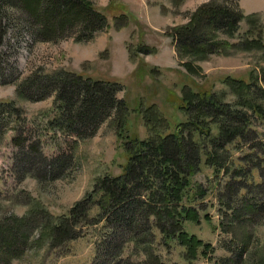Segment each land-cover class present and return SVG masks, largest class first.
I'll return each mask as SVG.
<instances>
[{
  "label": "rangeland",
  "instance_id": "374dc122",
  "mask_svg": "<svg viewBox=\"0 0 264 264\" xmlns=\"http://www.w3.org/2000/svg\"><path fill=\"white\" fill-rule=\"evenodd\" d=\"M86 1L104 14L108 23L88 42L68 38L34 43L15 31L8 32L0 42L2 73L19 72L17 84L33 74L72 73L116 83L120 86L117 98L126 107L102 123L93 137L80 141L49 129L57 114L54 96L31 102L19 94L17 84L0 86V102H12L21 109L20 119L25 123H20L26 137L39 145L43 157L51 160L71 155L73 159L59 178L21 177L30 170L40 171L42 164L32 158L22 163L21 152L12 144L19 124L14 118L8 120L9 130L0 137V220L34 214L39 221V226L32 229L29 249L11 264H92L95 245L105 236L97 208H92L87 222L78 226L80 235L73 241L53 247L51 227L86 198L101 179L121 174L128 160L126 144L134 139L160 141L178 127L192 123L187 100L192 101L197 94H214L215 100L231 112L245 113L249 129L264 146V0H237L241 20L236 32L203 31L208 45L198 48L178 47L176 38L205 9L222 6V0ZM124 21V26L117 27ZM219 132L212 128V135ZM250 147L248 141L234 139L226 146L228 154L223 158L227 163L220 171L203 163L194 176L196 191L203 189L206 194L195 203L184 202L187 208L197 210L198 222H186L182 230L200 242L196 252L178 240L165 243L150 218L154 239L149 249L159 263L264 264V211L256 216L249 214L251 205H264V172L256 168L264 164V154ZM210 155L213 160L218 154ZM236 183L242 190L233 202L229 189ZM257 185L263 187L262 192ZM255 186L259 189L251 188ZM246 197V202H239ZM230 201L235 209L243 210H239L236 221L224 219L227 224L221 226ZM243 219L250 222L240 223ZM242 245L246 251L238 260ZM138 250L128 242L119 259L145 264L148 258ZM108 261L115 263L111 257Z\"/></svg>",
  "mask_w": 264,
  "mask_h": 264
},
{
  "label": "trees",
  "instance_id": "16d2710c",
  "mask_svg": "<svg viewBox=\"0 0 264 264\" xmlns=\"http://www.w3.org/2000/svg\"><path fill=\"white\" fill-rule=\"evenodd\" d=\"M222 1V6L205 9L190 27L179 33L176 38L178 47L208 45L203 31L230 35L236 32L241 20L237 0ZM124 24L125 21L117 27ZM107 27L106 16L86 0H0V42L10 31L27 35L34 43H56L68 38L75 42H88ZM2 72L0 60V86L18 83L19 72L16 71L15 75ZM17 90L31 102L54 96L57 114L49 123V129L61 131L80 141L93 137L102 123L126 108L124 102L117 98L120 86L116 83L93 81L66 72L52 76L33 74L17 84ZM196 96L192 97V101L187 100V112L194 118L192 123L178 127V131L160 141L134 139L126 144L128 160L121 174L101 179L86 198L69 210L67 216L54 223L51 227L53 247L78 238V226L87 222L92 208H97V218L104 222L105 236L95 245L92 264H111L108 261L110 257L114 264H129V261L119 259L122 248L128 242L139 249V255L148 258L145 264H161L149 249L154 239L150 218L155 221L154 226L165 243L178 240L196 252L200 242L194 241L182 227L186 222H198L197 210L187 208L184 202L195 203L206 194L203 189L196 191L198 185L193 180L201 165L206 163L215 171H220L227 163L223 158L224 154H228L226 146L234 139L248 141L251 150L264 154V146L255 139V132L249 129L245 113L240 110L231 112L228 106L215 100L214 94ZM21 115V109L12 102H0V137L9 130L8 120L16 119L19 125L15 131L18 134L12 139V144L21 152L22 163L32 158L42 164L40 171L32 173L30 170L20 176L31 174L39 180L59 178L71 166L72 156L62 155L51 160L43 157L39 145L27 139L25 127L20 123H25V119H20ZM213 127L221 133L212 135ZM210 153L218 155L212 160ZM256 168L264 172V164ZM238 175L242 176V173ZM261 178L264 179V175ZM257 186L251 188L260 187L262 192L263 187ZM239 189L237 183L229 189L233 202L238 200L236 194ZM241 200L246 202L248 198L239 199V202ZM240 209H235L230 201L221 226L227 224L224 219L226 222L230 220V223L231 220L236 221L240 217ZM250 209L249 214L256 216L264 211V205H251ZM244 220L240 223L250 222ZM38 223V215L34 214L0 220V264H11L12 260L25 254L30 247L32 229L37 228ZM239 250L237 257L241 260L246 248L242 245Z\"/></svg>",
  "mask_w": 264,
  "mask_h": 264
}]
</instances>
